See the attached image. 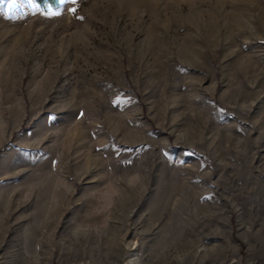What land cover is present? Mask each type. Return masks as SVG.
<instances>
[{
  "label": "rangeland",
  "instance_id": "rangeland-1",
  "mask_svg": "<svg viewBox=\"0 0 264 264\" xmlns=\"http://www.w3.org/2000/svg\"><path fill=\"white\" fill-rule=\"evenodd\" d=\"M124 215L121 264H264V0H0V264Z\"/></svg>",
  "mask_w": 264,
  "mask_h": 264
},
{
  "label": "bare ground",
  "instance_id": "bare-ground-1",
  "mask_svg": "<svg viewBox=\"0 0 264 264\" xmlns=\"http://www.w3.org/2000/svg\"><path fill=\"white\" fill-rule=\"evenodd\" d=\"M156 225H157V223L155 221L150 220L149 218L143 219V220H139V219L138 220H136V219L132 220V219H129V217H127L126 215L120 217L118 223L112 224L111 230L109 232V236L105 240H107L106 241L108 243L107 245H109L108 249L112 248V253H113L112 255H114L112 257H114L115 261L118 264H121V260L124 256L125 252H126V248L122 242L123 241L122 235L125 232L128 233V231H130V235L133 237L146 238L149 235V234L147 235L148 232L151 233V232L155 231ZM140 230H141V232L139 233L138 231H140ZM188 237H189V235L185 233L183 240H180V241L178 240L177 242H175L171 245H168L167 246L168 250L166 251L167 252L166 256L163 258H160L158 261L152 260L151 264H160V261H164L165 263L171 262L170 261L172 258L171 254L175 250L181 248L182 246L188 250L187 251L188 257L191 258V255L194 252L195 247H194V244H192L191 242L188 241ZM103 238L104 237H101V240H103ZM138 245L136 242V244L134 245L135 247L133 248L134 251H136V249L138 248ZM95 246H96V243H94V239H92V237L89 236L84 241H79V246H77L75 249L74 248L73 249L66 248L64 244L61 247L56 248V243L54 241H49V242H47V244L40 245L38 247V251H39L38 253H39V255H41L43 257H47V259H48V257L51 258L53 256H57V259H59V261L62 263L78 262L80 260H83V259L91 256L92 252L94 251ZM100 247H101V245H100ZM127 247H128V245H127ZM129 247L132 248L131 246H129ZM54 248H55V250H54ZM129 250H131V249H129ZM100 253H102V251ZM172 256H174V255H172ZM99 258H101V257L99 256L98 259ZM150 258H151V256L149 257V259ZM95 261H96V259H95ZM132 262H133V260L130 262V264H133ZM98 264H100V263H98Z\"/></svg>",
  "mask_w": 264,
  "mask_h": 264
},
{
  "label": "trees",
  "instance_id": "trees-1",
  "mask_svg": "<svg viewBox=\"0 0 264 264\" xmlns=\"http://www.w3.org/2000/svg\"><path fill=\"white\" fill-rule=\"evenodd\" d=\"M35 2L43 8L51 7L56 9L59 7L60 0H35Z\"/></svg>",
  "mask_w": 264,
  "mask_h": 264
},
{
  "label": "snow or ice",
  "instance_id": "snow-or-ice-1",
  "mask_svg": "<svg viewBox=\"0 0 264 264\" xmlns=\"http://www.w3.org/2000/svg\"><path fill=\"white\" fill-rule=\"evenodd\" d=\"M15 2H16V0H13V3H15ZM27 2H28V3H33L34 0H27ZM73 2H75V0H73Z\"/></svg>",
  "mask_w": 264,
  "mask_h": 264
}]
</instances>
